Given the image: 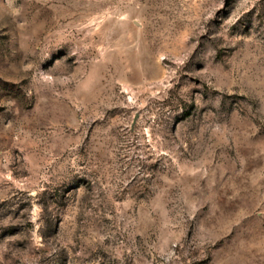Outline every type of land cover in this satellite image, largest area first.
Wrapping results in <instances>:
<instances>
[{
	"label": "rangeland",
	"instance_id": "obj_1",
	"mask_svg": "<svg viewBox=\"0 0 264 264\" xmlns=\"http://www.w3.org/2000/svg\"><path fill=\"white\" fill-rule=\"evenodd\" d=\"M0 264H264V0H0Z\"/></svg>",
	"mask_w": 264,
	"mask_h": 264
}]
</instances>
